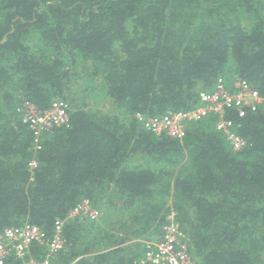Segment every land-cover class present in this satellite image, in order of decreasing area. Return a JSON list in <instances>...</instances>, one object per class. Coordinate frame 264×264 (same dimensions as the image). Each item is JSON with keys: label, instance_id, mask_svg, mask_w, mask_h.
<instances>
[{"label": "trees", "instance_id": "1", "mask_svg": "<svg viewBox=\"0 0 264 264\" xmlns=\"http://www.w3.org/2000/svg\"><path fill=\"white\" fill-rule=\"evenodd\" d=\"M218 77L264 97V0H0V231L50 233L88 197L100 215L65 220L55 264H139L171 210L198 264H264V106L227 109L239 151L215 115L182 138L136 116L191 109ZM57 98L68 126L34 150L21 104Z\"/></svg>", "mask_w": 264, "mask_h": 264}, {"label": "built area", "instance_id": "2", "mask_svg": "<svg viewBox=\"0 0 264 264\" xmlns=\"http://www.w3.org/2000/svg\"><path fill=\"white\" fill-rule=\"evenodd\" d=\"M198 99L199 104L191 109L166 112L158 116L137 113L136 116L143 128L155 135L182 138L186 122L199 120L209 114L215 115V129L223 134L228 145L235 151L243 149L247 142L236 131L239 124L226 117V112L230 109L237 117H243L246 112H254L264 106V97L258 90L241 77L233 78L230 83L218 77L214 88L211 91H200ZM21 108V120L32 132L34 150L41 147L43 133L59 126H68L67 104L62 99L52 100L50 106L43 110L29 101L22 103ZM28 166L35 168L36 159H30ZM99 215L100 210L92 205L88 197H84L66 217L54 220L50 233L30 222L5 226L0 231V264H55L59 252L65 248V220L75 217L97 219ZM174 215V210L167 215L169 222L163 226L161 235L145 241L139 264H198L188 253L185 235L175 223ZM33 243L41 247V254L26 259ZM19 260L22 262L17 263Z\"/></svg>", "mask_w": 264, "mask_h": 264}, {"label": "crops", "instance_id": "3", "mask_svg": "<svg viewBox=\"0 0 264 264\" xmlns=\"http://www.w3.org/2000/svg\"><path fill=\"white\" fill-rule=\"evenodd\" d=\"M157 237V236H156ZM156 237H151L152 239L156 238ZM143 240V238H136V239H133V240H126L121 246H124V245H129L131 242L133 241H138L139 243ZM148 240V239H147ZM146 240V241H147ZM151 240V239H150ZM124 254H128V255H131V250L128 251V252H124Z\"/></svg>", "mask_w": 264, "mask_h": 264}, {"label": "rangeland", "instance_id": "4", "mask_svg": "<svg viewBox=\"0 0 264 264\" xmlns=\"http://www.w3.org/2000/svg\"><path fill=\"white\" fill-rule=\"evenodd\" d=\"M93 83V82H92ZM101 210V208H99Z\"/></svg>", "mask_w": 264, "mask_h": 264}]
</instances>
